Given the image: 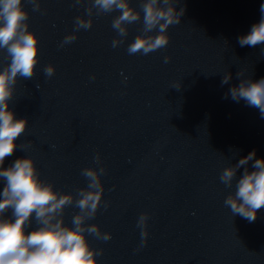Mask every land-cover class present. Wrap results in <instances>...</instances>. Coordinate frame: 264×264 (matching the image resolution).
<instances>
[{
  "label": "clouds",
  "instance_id": "9594fccd",
  "mask_svg": "<svg viewBox=\"0 0 264 264\" xmlns=\"http://www.w3.org/2000/svg\"><path fill=\"white\" fill-rule=\"evenodd\" d=\"M74 2L80 4L81 0ZM179 2L141 0V34L128 45L129 55H148L169 44V26L180 24L185 13L183 7L177 11ZM27 3L32 5L33 11L40 10L39 0H27ZM94 9L95 15L119 12L111 25L119 37L112 41L114 48L124 43L129 25L141 22V11L130 6L129 0H92L86 9L89 18H75V31L65 36L61 47L74 42L77 31L91 29ZM260 12L259 22L251 26L247 35L238 37L241 47L264 45V3L260 5ZM28 19L23 0H0V49H5L10 58V63L0 70V179L4 181L0 192V264H98L96 257L102 255L103 249L92 248L86 234L108 241L111 233L102 232L99 225L87 224L86 221L96 216L101 204L105 209L108 206L102 199L104 187L101 182L106 169L102 166L82 169L81 175L88 183L74 196L56 191L53 184L42 180L30 156L18 158L9 167H3L6 157L14 154L17 148L15 141L26 131L28 123L27 118H15L9 102L14 96L18 78L31 79L39 62L38 37L29 31ZM153 32L154 35L149 34ZM261 55H264V48ZM170 59L165 57L164 62L168 63ZM44 73L47 77L54 75V66L47 65ZM242 76V72L237 73L238 78ZM230 79L231 74H225L221 84H228ZM180 87V83L173 86L177 90ZM228 95L237 103L243 100L247 106L258 109L264 119V78L258 81L241 79L237 86L229 89L225 98ZM250 161H253V171L248 168ZM94 163H101L99 154L94 157ZM241 167L243 173L237 179V171ZM219 179L227 188L236 181L235 192L224 200L233 216L239 215L250 223L254 222L257 211L264 207V158H256V151L252 150L235 165L224 168ZM69 206L79 209L72 217L71 226L64 221V211ZM9 209L11 216H6ZM148 218L147 213H142L137 221L142 230V245L147 243ZM33 219L38 227L29 231Z\"/></svg>",
  "mask_w": 264,
  "mask_h": 264
},
{
  "label": "water",
  "instance_id": "95a60500",
  "mask_svg": "<svg viewBox=\"0 0 264 264\" xmlns=\"http://www.w3.org/2000/svg\"><path fill=\"white\" fill-rule=\"evenodd\" d=\"M9 109L27 118L26 131L15 141L14 154L3 167L30 156L40 178L54 190L72 193L87 186L86 167H104L103 201L86 221L111 233L108 241L86 234L90 246L103 249L98 264H264V232L216 211L123 161L47 111L14 94ZM21 146V148L19 147ZM54 146V147H53ZM99 154L101 163H94ZM4 181L0 179V192ZM79 212L64 211L65 224ZM148 214L147 243L142 245L137 221ZM11 216V209L5 214ZM38 227L33 219L31 228Z\"/></svg>",
  "mask_w": 264,
  "mask_h": 264
}]
</instances>
